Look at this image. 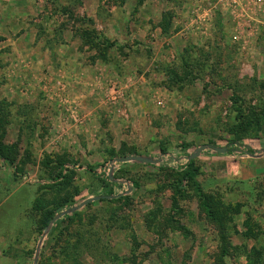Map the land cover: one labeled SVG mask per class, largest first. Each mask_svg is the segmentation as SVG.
Segmentation results:
<instances>
[{"label": "rangeland", "instance_id": "374dc122", "mask_svg": "<svg viewBox=\"0 0 264 264\" xmlns=\"http://www.w3.org/2000/svg\"><path fill=\"white\" fill-rule=\"evenodd\" d=\"M7 3L34 54L0 51V264H264V0ZM235 141L259 153L193 160L213 217L176 194L177 161L117 162ZM38 198L77 215L43 230Z\"/></svg>", "mask_w": 264, "mask_h": 264}, {"label": "trees", "instance_id": "16d2710c", "mask_svg": "<svg viewBox=\"0 0 264 264\" xmlns=\"http://www.w3.org/2000/svg\"><path fill=\"white\" fill-rule=\"evenodd\" d=\"M243 127H247L248 124H241ZM213 149H205L206 151L205 154H211L215 152ZM226 153L225 154H218L215 152L216 155H226V156H234V155H241V156H255L259 153V151L253 149L251 146H248L246 144L240 143L238 141H235L229 145L226 146ZM212 150H214L212 152ZM163 156L159 157H153L154 163H159V159L162 160L161 166L162 167H167L168 166V160H174L177 161L178 163L176 164L175 170L180 174L179 178V184L176 187V194L181 198H185L184 189L187 187H190L194 189L195 195L198 198L200 202L201 208L208 214L210 217L214 216V202H213V197L207 193H205L201 187L200 182L198 181V176L200 175V169L195 166V163L193 160H186L184 164H182V160L180 158H175L173 155L168 154L165 150H163ZM0 156L4 159H6V155L4 154L3 149H0ZM180 159V160H179ZM182 161V162H181ZM68 176H65L63 172H60L57 175V179H65ZM102 182H104L105 186L110 187L111 185L113 188L110 189L108 192L109 195H113V191L115 190L118 186L119 182H112V178L110 176L101 177ZM138 183L135 182L132 184L133 192L138 188ZM121 186V185H120ZM123 187V186H121ZM114 189V190H113ZM176 195V197L173 198V205H178V201L180 198ZM74 204L72 202L70 203L69 201L63 202V203H49L47 202L44 198H38L34 204V210L37 212L42 213L43 216V230H46L53 219L61 213V211L67 207H73ZM77 213L73 214H68L64 216V218H61L60 220H57L55 222V226L53 229H56L58 226H60L63 222L70 220L74 216H76Z\"/></svg>", "mask_w": 264, "mask_h": 264}, {"label": "crops", "instance_id": "0c3cea01", "mask_svg": "<svg viewBox=\"0 0 264 264\" xmlns=\"http://www.w3.org/2000/svg\"><path fill=\"white\" fill-rule=\"evenodd\" d=\"M7 1L10 2L11 0H7ZM10 4L11 3H9V4L7 3L6 8H5V9L9 10V14H7V16L5 18L4 17L1 18V16H0V45H1L0 51L2 49L6 48V49H9V51H8L9 54H14L15 52L24 54V53L28 52L29 53L28 56H30V54L31 53L34 54V52L27 50V48L31 47L29 44L30 42L28 43V41H29V36L34 33V29L31 28L30 23L26 20L23 24L19 23V18L17 19L16 17H14L15 15H18V14H15V12L13 13L14 8ZM23 14H25V13L23 12L22 15ZM21 20H23V19H21ZM33 37H34V40H33V44H34L36 42V36H33ZM73 47H75L74 44H73ZM34 51H36V50H34ZM39 51H41V48ZM48 53H50V54L49 55L44 54V56H42L44 58H42L40 55H34V57L41 59L40 62L38 59H37L38 61L36 62L35 58L32 55V60L29 61L27 59V61H29L28 63L26 61H23V63H26V64L22 67L13 63V66L15 68L16 67L19 68L18 76H24L23 73L25 71H27L28 69H33L34 65H36V64L42 63L41 64L42 66H40V67L41 68L43 67V69H45L44 64L47 63V61L53 63L54 59H52L50 57L51 51H49ZM33 58H34V60H33ZM251 173H253L252 170L249 171V170L245 169V170H242L241 172H239L238 175L244 176L246 179H250L249 177H251ZM240 176H238V177H240Z\"/></svg>", "mask_w": 264, "mask_h": 264}, {"label": "water", "instance_id": "95a60500", "mask_svg": "<svg viewBox=\"0 0 264 264\" xmlns=\"http://www.w3.org/2000/svg\"><path fill=\"white\" fill-rule=\"evenodd\" d=\"M205 150V147H200L195 153H193L190 157L189 160H194L197 159L201 156L202 152ZM215 152L218 154H225L227 149L226 147H215ZM161 159H159L160 161ZM132 161H137V162H141V163H154V159L153 158H146V157H142V156H127V157H123L117 160L118 163H127V162H132ZM113 171V169L111 170V172ZM100 198L95 197V198H90L88 200H86L85 202H83L82 204H80L78 207L74 208L72 211H76L78 209L83 208L84 206H86L89 203H92L93 201H96ZM64 215V214H61ZM58 218V217H57ZM57 218L54 219L57 220ZM41 246V244H40Z\"/></svg>", "mask_w": 264, "mask_h": 264}, {"label": "built area", "instance_id": "2783aa9c", "mask_svg": "<svg viewBox=\"0 0 264 264\" xmlns=\"http://www.w3.org/2000/svg\"><path fill=\"white\" fill-rule=\"evenodd\" d=\"M227 4H229L230 6L236 7V8H244V4L246 2H254V3H259L262 2L263 0H224Z\"/></svg>", "mask_w": 264, "mask_h": 264}]
</instances>
